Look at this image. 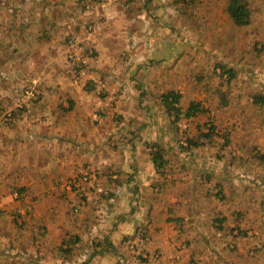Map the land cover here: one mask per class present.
<instances>
[{
	"label": "rangeland",
	"instance_id": "374dc122",
	"mask_svg": "<svg viewBox=\"0 0 264 264\" xmlns=\"http://www.w3.org/2000/svg\"><path fill=\"white\" fill-rule=\"evenodd\" d=\"M247 1L249 24L239 26L229 18V0H0V123L8 127L5 132L1 123L0 137L9 141L6 133L15 130L10 125L36 120L43 104L60 111V85L74 92L93 81L94 44L107 36L111 46H119L120 59L108 84L113 76L123 82L125 59L136 53L142 61L133 79L159 77L160 93L152 100L161 103V95L173 90L181 94L182 109L190 101L206 109L175 123L162 108L170 144L150 146L163 160L194 152V163L219 171L221 213L233 225L226 229L230 236H213L185 264H264V0ZM222 66L233 69L232 78ZM113 118L123 119L116 113ZM206 132L209 137L201 136ZM18 145L23 149L13 153L1 149L0 159L25 156L29 143ZM217 153L219 163L204 162ZM147 242L144 229H137L133 248Z\"/></svg>",
	"mask_w": 264,
	"mask_h": 264
},
{
	"label": "crops",
	"instance_id": "0c3cea01",
	"mask_svg": "<svg viewBox=\"0 0 264 264\" xmlns=\"http://www.w3.org/2000/svg\"><path fill=\"white\" fill-rule=\"evenodd\" d=\"M102 42L94 44L93 81L74 92L60 85V111L43 104L36 120L10 125L9 141L0 137V150L11 153L29 143L18 160L0 159V264H185L213 236H230L218 169L194 163V152L164 160L172 170L155 168L150 146L166 147L171 129L152 100L159 77L133 79L142 61L133 53L122 62L123 82L113 76L108 84L119 46ZM210 159L219 163L221 154ZM139 228L148 242L136 251Z\"/></svg>",
	"mask_w": 264,
	"mask_h": 264
},
{
	"label": "trees",
	"instance_id": "16d2710c",
	"mask_svg": "<svg viewBox=\"0 0 264 264\" xmlns=\"http://www.w3.org/2000/svg\"><path fill=\"white\" fill-rule=\"evenodd\" d=\"M227 11L229 14V18L234 22V24L239 26H244L249 24L250 18V8L248 5L247 0H229ZM224 68L223 73L228 74L229 78L233 77V69L231 67ZM181 98V94L178 91L167 90L165 93L161 95V103L165 111L170 115L173 116L174 119L172 122H177L181 119V117L190 118L195 116L196 114L205 111L206 109L202 105L201 102L198 101H190L189 104L182 109L179 106V101ZM261 100V99H260ZM210 134L202 133L201 136L209 137ZM197 142V141H196ZM201 142L195 143L196 146ZM154 144L151 145L153 147ZM157 146V145H156ZM153 163L155 168L158 170L163 167V156L160 154L159 150L151 151Z\"/></svg>",
	"mask_w": 264,
	"mask_h": 264
}]
</instances>
